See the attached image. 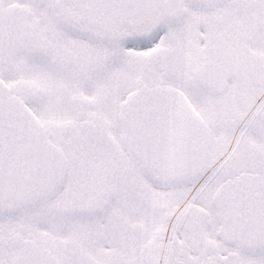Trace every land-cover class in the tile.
<instances>
[{
	"label": "snow or ice",
	"instance_id": "snow-or-ice-1",
	"mask_svg": "<svg viewBox=\"0 0 264 264\" xmlns=\"http://www.w3.org/2000/svg\"><path fill=\"white\" fill-rule=\"evenodd\" d=\"M0 264H264V0H0Z\"/></svg>",
	"mask_w": 264,
	"mask_h": 264
}]
</instances>
